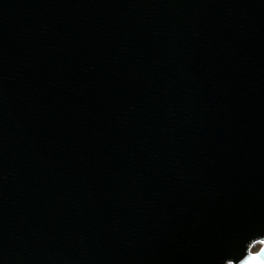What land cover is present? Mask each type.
I'll list each match as a JSON object with an SVG mask.
<instances>
[{
  "label": "water",
  "instance_id": "obj_1",
  "mask_svg": "<svg viewBox=\"0 0 264 264\" xmlns=\"http://www.w3.org/2000/svg\"><path fill=\"white\" fill-rule=\"evenodd\" d=\"M0 264H264V0H0Z\"/></svg>",
  "mask_w": 264,
  "mask_h": 264
}]
</instances>
